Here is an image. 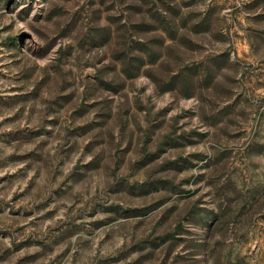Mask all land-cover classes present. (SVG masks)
<instances>
[{
    "label": "rangeland",
    "instance_id": "rangeland-1",
    "mask_svg": "<svg viewBox=\"0 0 264 264\" xmlns=\"http://www.w3.org/2000/svg\"><path fill=\"white\" fill-rule=\"evenodd\" d=\"M0 264H264V0H0Z\"/></svg>",
    "mask_w": 264,
    "mask_h": 264
}]
</instances>
